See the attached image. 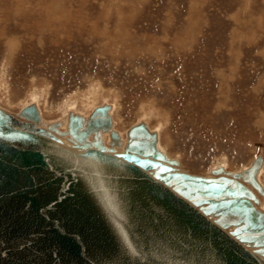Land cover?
Instances as JSON below:
<instances>
[{
  "label": "rangeland",
  "instance_id": "rangeland-1",
  "mask_svg": "<svg viewBox=\"0 0 264 264\" xmlns=\"http://www.w3.org/2000/svg\"><path fill=\"white\" fill-rule=\"evenodd\" d=\"M34 101L43 120L113 103L180 170L244 169L264 159V0H0V107Z\"/></svg>",
  "mask_w": 264,
  "mask_h": 264
},
{
  "label": "water",
  "instance_id": "water-1",
  "mask_svg": "<svg viewBox=\"0 0 264 264\" xmlns=\"http://www.w3.org/2000/svg\"><path fill=\"white\" fill-rule=\"evenodd\" d=\"M110 108L61 129L34 102L0 107V264H264L263 156L180 170L156 130L123 138Z\"/></svg>",
  "mask_w": 264,
  "mask_h": 264
},
{
  "label": "bare ground",
  "instance_id": "bare-ground-1",
  "mask_svg": "<svg viewBox=\"0 0 264 264\" xmlns=\"http://www.w3.org/2000/svg\"><path fill=\"white\" fill-rule=\"evenodd\" d=\"M38 101V100H37ZM34 103L36 104V102L34 101ZM109 104H111L112 105V110H111V112H110V114H111V116H112V119H113V111L115 110V104H113V103H109ZM39 107V106H38ZM111 109V108H110ZM40 110H42V109H40ZM69 111H77V112H80V113H83L82 112V110H80V109H78L77 108V106H76V104H70V105H67V108L65 109V115L62 117V118H60L59 120H62V122L64 123V125L63 126H65V122H66V116H67V113L69 112ZM90 112V111H89ZM88 112V113H89ZM40 113H43V112H40ZM85 114V113H84ZM43 116V115H42ZM42 116H41V118H42ZM45 118V117H44ZM144 119V118H143ZM146 121V120H145ZM113 124H114V121H113ZM115 126V125H114ZM150 129H153V128H151V127H149ZM154 130H156L157 131V134H158V145L160 146V148L164 151V153L167 155V156H169L168 154H167V152L165 151V149L162 147L163 145H162V141H161V133H160V130L158 129V128H154ZM120 132V134H123V133H121V131H119ZM123 137V136H122ZM124 138V137H123ZM179 161V160H178ZM179 163V162H178ZM178 166V165H177ZM262 170H264V159H263V164H262V166H261V168L259 169V171H258V173H260L261 174V171ZM263 173V172H262ZM257 177H258V174H257ZM258 179H259V177H258ZM260 181V180H259ZM261 182V181H260ZM251 188H253L254 189V191L257 193V195H258V197H259V199H260V201L262 202V199H261V196L263 197L264 195H262L261 193H259V191H257L254 187H252V186H250ZM261 195V196H260ZM261 207L264 209V204L263 203H261Z\"/></svg>",
  "mask_w": 264,
  "mask_h": 264
}]
</instances>
